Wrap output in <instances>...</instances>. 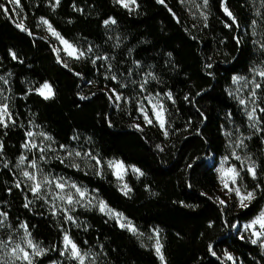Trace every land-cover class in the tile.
Instances as JSON below:
<instances>
[{
	"label": "trees",
	"instance_id": "16d2710c",
	"mask_svg": "<svg viewBox=\"0 0 264 264\" xmlns=\"http://www.w3.org/2000/svg\"><path fill=\"white\" fill-rule=\"evenodd\" d=\"M0 4L8 9H0V75L7 77L6 101L13 119L0 126V213L7 214L0 241L26 223L32 242L46 250L37 264L59 259L61 225L32 203L27 190L16 187L14 167L33 123L58 146H68L76 136L100 161L115 159L143 173L127 177L130 193L123 195L111 175L56 165L138 231L158 228L164 264H229L223 260L228 251L242 264H264L260 248L233 232L264 207L260 142L253 139L249 145L262 168L255 181L244 178L255 190L247 208L218 203L217 175L205 162L224 153L223 129L230 117L238 116L228 95L233 77L246 75L254 64L264 69V50L250 37L249 0H208L207 23L200 27L190 22L178 0H136L134 13L114 0H19L15 9L26 31L16 26L8 3ZM40 18L87 56L60 62L38 28ZM111 20L115 23L105 24ZM261 32L264 47V22ZM45 83L53 92L47 100L35 92ZM104 89L121 94L126 106L112 109ZM141 92L166 97L167 136L155 123L142 130L131 126ZM68 215L74 222L64 223L67 234L97 264H160L151 247L95 209L69 210Z\"/></svg>",
	"mask_w": 264,
	"mask_h": 264
},
{
	"label": "rangeland",
	"instance_id": "374dc122",
	"mask_svg": "<svg viewBox=\"0 0 264 264\" xmlns=\"http://www.w3.org/2000/svg\"><path fill=\"white\" fill-rule=\"evenodd\" d=\"M5 1L8 3V5L13 10L14 21L17 24L18 23L23 24L22 21L19 20L18 12L15 9L16 6L9 3V0H5ZM114 1L116 2V0ZM178 2L180 6L182 7V10L185 12L186 16L190 19V22L193 23L194 26L200 27V26L206 25L209 11H208V6L204 5L203 0H178ZM136 8L137 7L135 4V5H130L129 8H124V9H126L129 13H134L136 11ZM248 8H249V13L251 15V20H252V25H251L252 32L250 34V37H252V42L254 43L256 48H258L260 51H263L264 47H263V40H262V32L260 33V30L264 22V0H249ZM205 17L207 18L205 19ZM42 20H45V19L43 18L38 19L37 21L38 28L52 42L54 52L57 56V59L60 62H63L64 59L80 60L87 56L88 53H85V55L83 57H80L79 59L75 58V56L78 53L74 54L73 56H69L67 54V51L64 48V45L61 43L60 40L56 39V37L51 35V33L47 30V26L41 22ZM79 51L80 50H78V52ZM106 66L107 64L105 63L104 67ZM256 71H264L262 64L252 65L249 72L246 75L235 76V77H243L246 79H241L238 83H233V79H232L231 86L228 89V95L238 108V116L237 118L230 117L228 119L227 126L224 127L223 129V136L226 142V148H225L224 153L221 156H219L217 159H214L213 156H208L205 158L206 164L209 166H213L214 172L217 175L218 185H219L218 191H217V201L218 203H219V200L225 201L223 205L219 203L222 207L233 205L236 207V209H242L239 206L238 199L235 196V194L234 193L229 194L223 188V185L221 183L220 173L218 170L220 169L221 163L224 160V158L225 157L228 158L227 163L223 165L224 168L227 169L229 167H235L240 172V177L238 178L237 184L235 186L240 187L242 193L245 191H252L255 193V190L247 187L246 183L244 182V178L249 177L252 181H255L259 177V171L262 168L261 164H257V161L255 160V157L253 155L252 149L249 147L253 139H257L260 142L262 159L264 162V111L260 110V109H264V95L262 92V84H263L264 79L256 75L255 74ZM0 77L3 78V79H0V107H2L5 104L8 106L7 101H6V92H5L7 77L5 75H0ZM255 83H259L261 87L259 89H256V96L253 98L251 96V92L253 91L255 87ZM43 85H41L40 87L36 89L35 92L37 94H38L37 90L40 89ZM104 90L108 94L112 109H114L115 111H119L121 109V106L123 105L126 106L127 100L124 99L121 94L111 89L110 90L104 89ZM44 93L45 95H47L48 90L45 89ZM113 93L119 94L121 96V99L117 101ZM41 97L43 98V96ZM137 99H138L137 100L138 116L132 121L131 126L137 130H140V129H143L149 126L150 124L146 123L144 119V114H147V116L150 119H152L153 121L152 123H155L161 129V127L155 120L152 109H153V105H156V104L163 105L164 107V101L166 97L159 95V94L145 95L144 92H141L139 96L137 95ZM241 99H243L246 103L241 104L239 102ZM253 108L256 109V112L254 114L256 119L253 121H250L248 119V113L251 112ZM8 112L11 117L9 108H8ZM4 119H5V123L7 124V126L13 123L12 117L9 120L8 116H5ZM134 126H139V127L137 128ZM161 130L165 131V128ZM28 132H32L34 135L32 137L27 136L26 143H28L29 145H31V143H35L38 145V147L37 148H31L30 146L28 148L24 147L23 154L21 155L26 158L24 161V164L21 165L19 163L20 157H21L20 156L14 167L17 182L20 183L21 188H24V190H27L31 194L32 203H38L49 214L53 215L52 214L53 205H56V215H53V216L56 218L59 225H61L60 227L62 229L63 236L67 234L64 223L67 224L68 222H71L67 220V215L70 209H71L70 211H78L79 209H83V208L84 209H95L98 213L104 215L108 220L114 221L118 225V227H120L121 229L127 230L128 232L136 236V238L141 243V245L151 247L154 253L156 254V256L158 257L156 253L157 242L159 243V246L161 247V252H162V233L158 228H150L146 233H142L138 231L131 224V222L128 221L124 216L111 210L108 206L104 212L100 211L99 203L100 201H103V200L98 197L97 193L95 191L89 190L88 188L83 187L73 182L70 178H68L64 174L63 171L58 170L56 165H60L61 167L65 169L73 170L76 172L97 175L98 177H104L107 175H111L115 180V187L123 195H128L130 193V191L128 190L130 189V187L127 182V177L129 175L134 176L136 178H139L141 176L138 173L132 171V169L135 167H127L124 164H123L124 169H117L115 167H109L110 162H119V163L121 162L115 159L100 161L95 155H93V153L90 150L87 149L86 145L82 144L79 138H76V136L72 137L71 143L68 146H58L54 143L51 137L50 139H45V136L47 137L49 136L45 134L40 128H38L33 123H30ZM41 133H43L44 135H41ZM241 141H243V144L242 146L238 147L237 145H239ZM40 148H43L44 151L41 152L39 150ZM77 152H79L81 155L76 156L75 153ZM234 152L241 157L240 160H236L233 157ZM32 161H36L38 165V169H33L29 167ZM97 161H99V164L97 163ZM242 163H243V167H242ZM253 163L255 164V167H256V178L255 179L247 172V167ZM75 165H78V167ZM23 171H28L30 173L36 174L38 180H42L44 176H48L49 179L63 178V181H66L67 184H66L65 192L60 193L61 195H67L68 193H72L75 199L79 200L80 198L78 195H76L75 189H72L67 186L72 183H75L82 191L86 193V197L83 200H80V203L69 206L68 204L60 200L53 199V197L59 192L58 189H55V185L53 184L51 188H49L48 186H45L41 194L45 198L39 199L33 196L31 191L29 190L32 182L28 181L26 178L23 177L22 175ZM118 174L120 178H118ZM262 182L264 184V171H263V176H262ZM124 185H127V189L124 188ZM229 186L232 187L231 184ZM45 199L48 201L47 203L45 202ZM261 211H264V207L262 208ZM1 219H3V217H1ZM252 220L245 222V223L236 224L233 228V232L239 238L245 239L249 243H251V239H254L255 237L251 235L250 231H245L244 225L248 224ZM121 225H125V227H122ZM127 225H131L133 228H135L136 230L135 233L132 231H129ZM2 227L3 226H0V228ZM24 235H25L24 230L21 228H19V231L17 233L13 232L10 235V238L7 240V241L9 240L13 241V244H11L10 247H14L15 243H19L21 247L25 248L26 251L31 252L32 250L27 248L26 241L22 239ZM253 245H257L264 255V248H262L259 243L253 244ZM63 250H64V244H63V237H62L59 259L49 264H78L76 260L69 259L67 255H61V252ZM226 253L228 255H231L233 257V260H228L225 255ZM42 256L34 257L33 264H37V261ZM0 259H3L5 261V264H8L9 258L4 256L3 252H0ZM223 260L229 264H242L239 258L235 254L229 251L224 253ZM159 261H160V264H164V261L162 262L160 259ZM97 263H98L97 259H95L92 255L87 253V255L85 256V264H97ZM15 264H27V262L21 259V260H15Z\"/></svg>",
	"mask_w": 264,
	"mask_h": 264
},
{
	"label": "snow or ice",
	"instance_id": "6c2138e0",
	"mask_svg": "<svg viewBox=\"0 0 264 264\" xmlns=\"http://www.w3.org/2000/svg\"><path fill=\"white\" fill-rule=\"evenodd\" d=\"M117 3H119L122 7L124 8H129L130 5H135L136 4V0H116ZM158 3H163L164 0H157ZM9 3L15 5V6H19V0H9ZM56 3L59 4V0H56ZM203 3L205 6H207L208 4V0H203ZM0 9H3L5 13L8 12V9L4 8V6L2 4H0ZM131 10V9H130ZM225 13L232 18L233 23H235V18L232 17V13L228 11V9L225 7L224 9ZM207 17H205L206 19ZM44 25L47 26V30L51 33V35H53L54 37H56V39L60 40L61 43L64 45L65 50L67 51V54L69 56H73L74 54H77L75 56V58L79 59L80 57H83L85 55V52L83 51H79L72 45L70 44L68 41L64 40L59 33H57L51 26V24H49V22L47 20H42L41 21ZM108 23H115L114 20L111 21H105V24ZM21 31H26L25 27L23 26V24L18 23L16 25ZM88 51L90 52L91 49H88ZM12 55L13 59H17V56L14 52L10 53ZM104 59H107L106 57H104ZM95 63V61H93ZM255 71V70H254ZM256 75L260 76L262 79H264V71H256L255 72ZM0 79H3L2 77H0ZM241 79H246L243 77H234L233 78V83H238ZM261 87V85L259 83H255V87L253 89V91L251 92V96L254 98L256 96V89H259ZM47 89L48 90V94L45 95L44 90ZM141 89L143 90V85H141ZM38 94L43 96L44 99H50L51 96L53 95L51 87L49 84L45 83L40 89L37 90ZM113 95H115V99L117 101H119L121 99V96L119 94L113 93ZM169 99H171V94H168ZM82 99H84V97H81ZM187 99V97H186ZM241 104H245L246 102L241 99L239 101ZM153 115L155 117L156 122L159 124V126L161 127V129L165 128V125L167 123L166 117H165V109L163 107V105H153ZM261 111H264V109H260ZM255 112L256 109L253 108L251 112L248 113V119L250 121L255 120ZM8 116L9 120L11 119L9 112H8V106L5 104L2 107H0V126H4L7 127V124L5 123V119L4 117ZM144 119L146 121V123L148 124H152V119H150L147 114H144ZM134 127H139V126H134ZM142 130V129H140ZM34 134L32 132H28L27 136L28 137H32ZM41 135H44L43 133H41ZM164 135L167 136L168 133L167 131L164 132ZM45 139H50V137L45 136ZM243 141L240 142L239 146H242ZM37 148L38 145L35 143H31V145H29L28 143H25L24 147L28 148ZM3 149V145L0 144V151H2ZM41 152L44 151L43 148L39 149ZM76 156H80L81 154L79 152L75 153ZM233 157L236 160H240L241 157L239 155H237L235 152L233 153ZM25 157L21 156L20 157V164H24L25 161ZM228 158L225 157L224 160L221 163V167L218 170L220 173V179H221V183L223 185V188L229 193H234L235 196L238 199V203L239 206L241 208H247L248 205L251 203V201L255 198V193L252 191H245L242 193L241 188L240 187H236L235 185L237 184V180L240 177V172L235 168V167H229V168H224V164L227 163ZM63 162V161H61ZM97 163L99 164V161H97ZM78 167V165H75ZM29 167L33 168V169H38V165L36 163V161H32L29 165ZM109 167H115L117 169H124V165L122 163L119 162H110L109 163ZM242 167H243V163H242ZM133 172L138 173L139 175H143L142 172L139 171V169L133 168L132 169ZM247 172L255 179L256 178V167L255 164H250L247 167ZM22 175L24 178H26L28 181H31V187H30V191L32 193L33 196L39 198V199H44L45 197L42 196V191L44 190L45 186H48L49 188H51V186L54 184L55 185V189H58L59 192L53 197V199L56 200H60L66 204H68L69 206H72L74 204L80 203V200H83L86 197V193L84 191H82L75 183H72L70 185H67L68 187L75 189V193L76 195L79 196V200L75 199L74 195L72 193H68L67 195H61L60 193H64L65 189H66V181H63V178H58V179H49L48 176H44L42 180H38L37 179V175L34 173H30L28 171H23ZM118 178L119 174H118ZM232 185V187H230L229 185ZM16 187L19 188L20 187V183L17 182ZM124 188L127 189V185H124ZM130 191V189H128ZM126 194V193H125ZM45 202L47 203L48 201L45 199ZM31 203V201H28L27 203H25L24 207H29V204ZM219 203L221 205H223L225 203L224 200H219ZM99 208L100 211L104 212L105 209L107 208V205L103 202L100 201L99 203ZM71 210V209H70ZM53 215H56V205H53V211H52ZM118 215V214H116ZM0 217H3V219H0V226H3L4 224V220L7 219V214L6 213H0ZM67 220L68 221H73V217L71 215H67ZM74 222V221H73ZM122 227H125V225H121ZM21 229L24 230V237H22V239H24L26 241L27 244V248L31 249L32 251H26L25 248L21 247V245L19 243H15L14 247H10L11 244H13V241L9 240V241H0V252L4 253V256L9 258L8 264H15V260H24L27 262V264H33V258L34 257H40L42 255L45 254V249L41 248L38 244H34L32 242L31 239H29V237L31 236V233L28 231V226L26 223H21L19 226ZM128 230L132 231L135 233V228H133L131 225H127ZM244 229L245 231H250L251 235L253 237H255L254 239H251V243L252 244H257L259 243L260 246L262 248H264V211H261L260 214L255 217L251 222H249L248 224L244 225ZM63 244H64V250L61 252V255H67L69 259H73L76 260L78 262V264H85V256L87 255V253H82L80 248L77 246V244L75 242H73V240L69 237V235L65 234L63 236ZM6 250V251H5ZM209 251L211 252L212 249L211 247L209 248ZM156 253L159 257V259L163 262L164 261V256L161 252V247L159 246V243L157 242V247H156ZM213 255H215L214 252H212ZM226 258L228 260H233V257L231 255H228L227 253L225 254ZM0 264H5V261L3 259H0ZM223 264V262H222Z\"/></svg>",
	"mask_w": 264,
	"mask_h": 264
}]
</instances>
